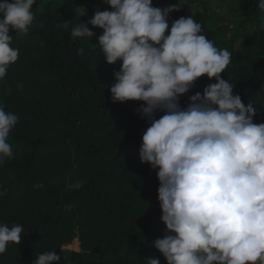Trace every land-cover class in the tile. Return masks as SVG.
I'll return each instance as SVG.
<instances>
[{
  "label": "trees",
  "instance_id": "obj_1",
  "mask_svg": "<svg viewBox=\"0 0 264 264\" xmlns=\"http://www.w3.org/2000/svg\"><path fill=\"white\" fill-rule=\"evenodd\" d=\"M152 1L164 8L180 0ZM258 5L237 0L248 50L228 47L231 62L221 73L233 94L253 106L256 124L264 123V10ZM97 10L112 9L104 0H36L27 33L10 32L19 56L0 80V105L18 121L7 141L13 155L0 163V223L22 225L23 232L19 244L9 243L0 254V264H34L38 254L53 251L58 264H148L153 258L166 264L153 244L166 229L158 169L139 158L150 126L138 112L144 102H112L110 86L121 65L108 64L100 53L102 29L89 24L92 38L70 35ZM190 16L220 49L205 8L171 12L169 29ZM64 22L68 28L60 26ZM215 82L198 78L179 98L181 107ZM76 182L81 187L71 189ZM75 242L78 248L70 249Z\"/></svg>",
  "mask_w": 264,
  "mask_h": 264
},
{
  "label": "clouds",
  "instance_id": "obj_2",
  "mask_svg": "<svg viewBox=\"0 0 264 264\" xmlns=\"http://www.w3.org/2000/svg\"><path fill=\"white\" fill-rule=\"evenodd\" d=\"M112 9L97 10L86 23L71 27L72 38H92L88 25L103 30L98 48L108 64L122 61L110 86L113 103L144 102L138 112L150 126L142 135L139 158L159 181L158 201L166 226L154 247L166 264H264V123L245 105L233 84L221 78L231 62L201 34L190 17L171 23L179 5L154 7L152 0H104ZM36 0L0 2V80L18 60L11 31L27 33ZM264 10V0H259ZM68 28V22L61 23ZM264 30V22L260 25ZM84 50L78 49V55ZM207 76L203 93L179 98ZM162 112L160 118L155 113ZM16 114L0 105V163L11 157L7 142ZM82 182L70 185L78 189ZM39 186V185H38ZM22 225L0 223V254L21 242ZM62 250V249H61ZM53 252L38 254L34 264H58ZM148 264H160L158 258Z\"/></svg>",
  "mask_w": 264,
  "mask_h": 264
},
{
  "label": "rangeland",
  "instance_id": "obj_3",
  "mask_svg": "<svg viewBox=\"0 0 264 264\" xmlns=\"http://www.w3.org/2000/svg\"><path fill=\"white\" fill-rule=\"evenodd\" d=\"M152 5H155L153 1ZM177 5H179V8L191 7L195 10L203 8L207 10L210 16L209 28L218 34V46L220 49H227L233 46L242 52L248 50L247 34L242 28V19L237 13V0H180ZM80 12L83 13L84 11L81 10ZM119 64L122 65V61H119ZM77 248V242L70 247L72 250Z\"/></svg>",
  "mask_w": 264,
  "mask_h": 264
}]
</instances>
